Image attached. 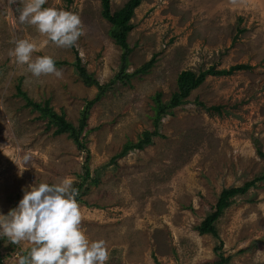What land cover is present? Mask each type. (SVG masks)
Returning <instances> with one entry per match:
<instances>
[{
    "label": "rangeland",
    "instance_id": "rangeland-1",
    "mask_svg": "<svg viewBox=\"0 0 264 264\" xmlns=\"http://www.w3.org/2000/svg\"><path fill=\"white\" fill-rule=\"evenodd\" d=\"M109 1L113 14L129 0ZM22 6L0 0V215L15 209L31 186L73 177L81 227L90 240L106 241V264H211L219 243L229 264H264V181L233 199L216 223L218 239L196 230L223 189L240 188L264 172V0H143L130 20L126 72L151 58L154 64L126 85L113 84L90 110L88 162L67 135L45 129L46 121L25 107L16 87L78 125L97 89L82 82L73 63L79 59L101 85L121 66L101 0L44 5L80 16L85 34L71 48L45 44L33 27L15 25ZM14 38L37 43L33 58L49 55L64 63L56 66L62 77L37 78L17 64L8 54ZM240 64L250 69L207 77L156 128V94L165 103L181 71ZM156 129L150 145L117 158L143 132ZM2 238L0 259L10 264L29 247L22 243L8 251Z\"/></svg>",
    "mask_w": 264,
    "mask_h": 264
},
{
    "label": "clouds",
    "instance_id": "clouds-1",
    "mask_svg": "<svg viewBox=\"0 0 264 264\" xmlns=\"http://www.w3.org/2000/svg\"><path fill=\"white\" fill-rule=\"evenodd\" d=\"M14 23L31 26L57 48H71L85 34L80 16L55 7H44L48 0H19ZM17 0H9L15 4ZM14 48L9 56L24 65L34 77L54 75L62 77L49 55L36 56L37 43L29 39L11 41ZM27 158H25V161ZM73 177H65L52 184L39 183L25 191L18 206L0 215V237L13 245L27 243L28 248L18 253L14 264H106L110 258L103 239L90 240L82 229L83 215L77 202L78 189Z\"/></svg>",
    "mask_w": 264,
    "mask_h": 264
},
{
    "label": "trees",
    "instance_id": "trees-1",
    "mask_svg": "<svg viewBox=\"0 0 264 264\" xmlns=\"http://www.w3.org/2000/svg\"><path fill=\"white\" fill-rule=\"evenodd\" d=\"M142 1L143 0H129L119 11L111 14L109 10L110 1L101 0V16L110 25L108 34L112 38L113 42L120 48L122 53L120 56L121 66L119 71L111 79V81L104 85H101L91 74H89L85 70L83 66H81L79 59H76V62L73 63V66L82 82L86 86L95 87L97 89L95 97L92 100L85 102V106L81 111V116L76 127L65 119L63 113L60 115L56 114L50 107H48L47 103H45L43 106L39 103H33L30 99L27 98L26 94L21 91L20 86L16 87L18 94L22 95V97L25 99V107H30L31 111L37 112L39 114L38 119L46 121L45 129L47 131L52 129L53 136L67 135V138L72 140L76 149L85 155L86 162L89 161V152L87 151L86 145L84 143V131L87 127V120L89 118L90 110L96 103L99 102L105 91H107L113 84H115L116 82H120L121 84L126 85L130 82L131 78L147 73L154 64V58H151L149 62L136 69L133 73L129 74L126 72L128 66V57L132 52V49L127 43V36L133 28L130 24V20L133 17L134 10L139 7ZM62 64L64 63L55 62V66ZM249 69L250 66L240 64L232 66L229 69L215 70L213 68H209L204 71H199L198 73H195L191 70L181 71L176 78V90L171 94L170 98L165 103H162L160 101L161 94H156L155 107L153 108V111L155 113L153 121L155 122L156 128L159 125L160 119L167 116L169 111H171L172 109L186 103L185 100L189 97V95L194 90H196V88L202 85L207 77H225L230 76L235 72ZM210 109L219 112V109L216 107H211ZM155 136H158L157 129L152 132H143L142 138L139 139L135 144H127L124 150L119 155H117V158L123 157L128 151L131 150H142L144 146H148L151 144V139ZM261 156L264 158L263 154H261ZM85 170L86 172L84 178L88 179L90 175L87 165H85ZM260 181H264V172L258 177H255L252 181L245 183L240 188L223 189L218 195L217 201L210 213L197 226V233L200 236L210 235L215 239H218L216 229L217 221L222 217L223 213L232 206L234 198L244 196L249 188L254 186L256 182ZM2 242H8V251L14 252L17 249L16 245L11 244L5 237L2 238ZM221 245L222 244L219 243V246L215 248V252L218 253V255L216 257V260L211 264H229L230 258H224L222 254L219 253L222 247Z\"/></svg>",
    "mask_w": 264,
    "mask_h": 264
},
{
    "label": "built area",
    "instance_id": "built-area-1",
    "mask_svg": "<svg viewBox=\"0 0 264 264\" xmlns=\"http://www.w3.org/2000/svg\"><path fill=\"white\" fill-rule=\"evenodd\" d=\"M14 257H16V255H14ZM6 257H5V260L3 261V258H1L0 259V264H10V263H8V262H6ZM12 264H14V263H12Z\"/></svg>",
    "mask_w": 264,
    "mask_h": 264
}]
</instances>
